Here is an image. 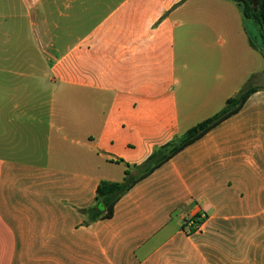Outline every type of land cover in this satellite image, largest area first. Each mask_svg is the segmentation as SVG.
Returning a JSON list of instances; mask_svg holds the SVG:
<instances>
[{
    "label": "crops",
    "instance_id": "obj_1",
    "mask_svg": "<svg viewBox=\"0 0 264 264\" xmlns=\"http://www.w3.org/2000/svg\"><path fill=\"white\" fill-rule=\"evenodd\" d=\"M249 23L231 0H0V264H264ZM250 82L238 113L86 224L101 182L137 176Z\"/></svg>",
    "mask_w": 264,
    "mask_h": 264
},
{
    "label": "trees",
    "instance_id": "obj_2",
    "mask_svg": "<svg viewBox=\"0 0 264 264\" xmlns=\"http://www.w3.org/2000/svg\"><path fill=\"white\" fill-rule=\"evenodd\" d=\"M231 1L236 2L242 8L244 17L247 20H252L259 26L264 27V0H259L256 9L249 0ZM253 46L256 47L254 44ZM258 90L259 88L253 86L251 82L248 83L242 91L227 101L226 106L218 114L194 126L184 133L180 139L164 145L160 151L152 154L150 158L138 168L139 174L137 176L132 175L128 170L122 182H101L97 188L95 204L90 208L82 210V212L87 215L88 220L86 224L112 218L115 213L116 204L140 180L148 177L152 172L165 164L180 151L201 139L212 129L238 113L250 96ZM190 221H192V225L189 227L188 232L193 233L195 232L196 225H200L202 222L201 215L186 221L184 225L185 228Z\"/></svg>",
    "mask_w": 264,
    "mask_h": 264
},
{
    "label": "rangeland",
    "instance_id": "obj_3",
    "mask_svg": "<svg viewBox=\"0 0 264 264\" xmlns=\"http://www.w3.org/2000/svg\"><path fill=\"white\" fill-rule=\"evenodd\" d=\"M252 2V5L256 9L258 6L259 0H249ZM250 30L253 33V36L251 37L252 43L256 46V48L260 49L262 52H264V27L259 26L252 20H248ZM260 88H264V80L262 81V86H258Z\"/></svg>",
    "mask_w": 264,
    "mask_h": 264
},
{
    "label": "built area",
    "instance_id": "obj_4",
    "mask_svg": "<svg viewBox=\"0 0 264 264\" xmlns=\"http://www.w3.org/2000/svg\"><path fill=\"white\" fill-rule=\"evenodd\" d=\"M188 225H189V227L192 225V221H190L189 223H188ZM199 228V225H196V229H198ZM188 230H189V228H188Z\"/></svg>",
    "mask_w": 264,
    "mask_h": 264
}]
</instances>
